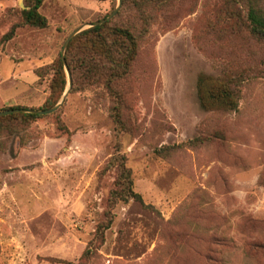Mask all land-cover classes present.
I'll use <instances>...</instances> for the list:
<instances>
[{
    "label": "rangeland",
    "instance_id": "obj_1",
    "mask_svg": "<svg viewBox=\"0 0 264 264\" xmlns=\"http://www.w3.org/2000/svg\"><path fill=\"white\" fill-rule=\"evenodd\" d=\"M117 6L46 0L38 29L21 24L25 0H0V110L44 107L69 36ZM246 12L237 0L121 6L107 22L132 29L139 52L117 95L65 68L64 104L0 135V264H264V40ZM226 68L247 73L238 110L203 111L199 76ZM117 157L143 203L110 206Z\"/></svg>",
    "mask_w": 264,
    "mask_h": 264
},
{
    "label": "trees",
    "instance_id": "obj_2",
    "mask_svg": "<svg viewBox=\"0 0 264 264\" xmlns=\"http://www.w3.org/2000/svg\"><path fill=\"white\" fill-rule=\"evenodd\" d=\"M46 0H25V9L21 11L22 25L33 28H46L47 18L40 12ZM106 1V0H97ZM170 0H134L140 7L166 3ZM234 1V0H232ZM246 5V20L248 30L251 35L259 40H264V10L259 7L260 0H237ZM129 3V0L122 1V7ZM105 19V18H104ZM103 20V19H102ZM98 22V21H97ZM15 28L6 35V39L14 36ZM139 52V40L135 32L124 26L111 27L110 22L94 26L78 33L69 43L66 50V65L74 73L82 67L86 69L88 81L102 79L104 85L110 93L117 95L114 85L126 79L132 70V66ZM53 77L50 82V96L44 107L38 110L53 108L67 88V76L65 66L61 58L57 59L51 66ZM45 68H40L39 73L43 75ZM246 72H235L231 69H224L219 76L202 74L197 80V98L200 108L205 112L229 113L235 112L239 108V88L248 78ZM100 82V81H99ZM74 87V86H73ZM74 91V88H73ZM13 109H34L25 107H10L0 111ZM45 117L44 115L31 113H14L0 116V135L15 134L17 127L37 121ZM114 118L121 121V113L115 108ZM216 138V136H214ZM211 138L207 137L206 140ZM205 140V141H206ZM201 138H196L188 144L203 142ZM188 144L174 146L172 149L181 148ZM118 170L115 188L111 192L110 206L120 201L128 202L135 200L143 203L140 194L133 190V180L131 171L126 167L125 158L117 157L111 161ZM110 222V221H109ZM102 224L96 230L94 241L99 242L104 238V232L109 226ZM94 251L86 250L82 255V260L92 257Z\"/></svg>",
    "mask_w": 264,
    "mask_h": 264
},
{
    "label": "water",
    "instance_id": "obj_3",
    "mask_svg": "<svg viewBox=\"0 0 264 264\" xmlns=\"http://www.w3.org/2000/svg\"><path fill=\"white\" fill-rule=\"evenodd\" d=\"M121 6H122V0H118V6H117V8L114 10V12L112 14H110L107 18H105L103 20H100L98 22L89 24V26L90 27H94V26H98V25H102V24L106 23L107 21H109L110 19H112L115 16V14L120 10ZM82 29H83V27L80 28V29H78V30H76V31H74L69 36V38L65 42L64 47H63V50H62V61L64 63V66H65L66 70L68 71V74H69V69H68V67L66 65V60H65L64 53H65V50H66V48H67L70 40L76 34H78L80 31H82ZM69 87H71V81H70ZM65 100H66V96L63 97V99L61 100V102L59 104H57L53 108L47 109V110H38V109H13V110H7V111H0V116L14 114V113H31V114H39V115L51 114V113L57 111L64 104Z\"/></svg>",
    "mask_w": 264,
    "mask_h": 264
}]
</instances>
